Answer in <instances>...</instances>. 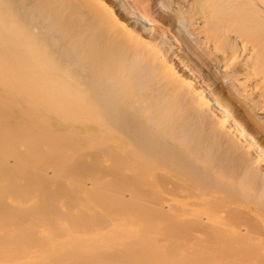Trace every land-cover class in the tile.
I'll list each match as a JSON object with an SVG mask.
<instances>
[{
  "label": "bare ground",
  "instance_id": "1",
  "mask_svg": "<svg viewBox=\"0 0 264 264\" xmlns=\"http://www.w3.org/2000/svg\"><path fill=\"white\" fill-rule=\"evenodd\" d=\"M115 1L0 0V264H264V0Z\"/></svg>",
  "mask_w": 264,
  "mask_h": 264
},
{
  "label": "rangeland",
  "instance_id": "2",
  "mask_svg": "<svg viewBox=\"0 0 264 264\" xmlns=\"http://www.w3.org/2000/svg\"><path fill=\"white\" fill-rule=\"evenodd\" d=\"M108 3H110L111 5H114L115 4V0H106ZM113 1V2H112ZM143 1L144 0H140V4H143ZM148 2H150L149 0H148Z\"/></svg>",
  "mask_w": 264,
  "mask_h": 264
}]
</instances>
